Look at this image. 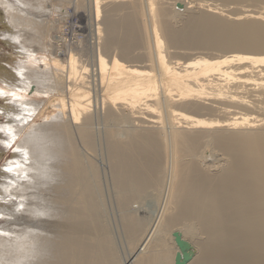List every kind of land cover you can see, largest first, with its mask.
Wrapping results in <instances>:
<instances>
[{"label": "bare ground", "instance_id": "1", "mask_svg": "<svg viewBox=\"0 0 264 264\" xmlns=\"http://www.w3.org/2000/svg\"><path fill=\"white\" fill-rule=\"evenodd\" d=\"M73 1L81 16L82 0H49L48 7L54 12ZM129 1L92 0L77 27L88 33L90 51L61 49L51 17L34 38L49 53L44 63L55 88L52 95L33 94L36 122L65 143L61 180L46 193L55 218L37 225L52 234L46 264H119L93 162L96 145L108 152L111 188L124 214L130 252L122 264H174L175 231L197 250L190 264H264V0L187 3L198 14L182 20L161 10V22L153 0ZM245 1L253 10L245 4L226 14ZM6 25L0 33L13 32ZM1 42L12 52L0 54V77L15 84L16 46ZM166 47L219 54L172 61ZM57 114L62 121L52 123ZM162 195L156 217L129 209L147 198L157 205ZM17 222L36 226L23 216Z\"/></svg>", "mask_w": 264, "mask_h": 264}, {"label": "clouds", "instance_id": "2", "mask_svg": "<svg viewBox=\"0 0 264 264\" xmlns=\"http://www.w3.org/2000/svg\"><path fill=\"white\" fill-rule=\"evenodd\" d=\"M48 5L49 0H0V11L13 29L0 33V41L16 46L12 71L18 78L10 84L0 77V101L15 109L0 107V149L11 152L7 161L0 160V264H46L51 257L47 241L52 234L37 225L55 218L46 193L61 180L58 165L65 143L36 122L39 106L32 102L33 94L55 92L54 76L44 63L49 53L34 43L44 17L53 13ZM61 121L59 114L51 118L52 123ZM21 216L36 226L18 223Z\"/></svg>", "mask_w": 264, "mask_h": 264}, {"label": "rangeland", "instance_id": "3", "mask_svg": "<svg viewBox=\"0 0 264 264\" xmlns=\"http://www.w3.org/2000/svg\"><path fill=\"white\" fill-rule=\"evenodd\" d=\"M82 1H83V8L84 9H81L82 10L81 16L79 14H77V11H75V7L73 5L74 1L68 7H63V9L61 7L59 10H57V11L54 10V12L52 13L53 15L51 16L50 20L53 23V26L55 28L57 27L56 28V32H55L57 34H55V35L58 36L57 37V41H58V45L61 46V49H65L66 50V48H70L74 44V45H77L76 47H78V48L80 47V49L82 48V50L90 51V48H91V43L90 42H91V40H90V37H89L88 33H86V32H84V33L78 32L79 30L77 29V27L80 26V25H84V23L82 24V21L80 20V17H82V15H84V19H88V17H89L88 15L90 14V10L92 9V0H82ZM88 1H90L89 4H88ZM106 1H108V0H106ZM134 1L138 2L139 0H134ZM134 1L132 0V1H129V2H134ZM202 1L203 2H208V3H211V4H218V5L219 4L220 5L224 4V2L220 1V0H190V1L189 0H169V1H167V0H165V1L164 0H160V1L159 0H153V4H154L153 5L154 6V19H155L156 22H161L162 21L161 17H157L158 16L157 15L158 11H161V10H167L170 13L177 14V15H180V16L183 14L182 15V20L184 18L186 19L188 15H192V14L194 15V13L196 15V13L198 11V10H195V8H191L192 12H189V11H191V9H187L186 10L185 6L187 5V3H197V2L200 3ZM129 2H127V3H129ZM178 4L181 6V8H180L181 9V13L179 11L180 10L179 8H176V9H174L175 11H173V8L177 7ZM245 4H246V8H247V6L248 7H249V5L252 6L251 4H254V3H252L251 1H245L244 4H242V2L238 3V4H232L228 8H226V11H227L226 14H230V13L231 14H233V13L236 14V12L239 13V9L238 8H240L242 5L245 6ZM64 8H66V9H64ZM250 8L251 7H249L248 9L249 10H253V8H251V9ZM193 10H195V11H193ZM235 10H237V11H235ZM209 14H211V13L209 12ZM224 16H226V15L224 14ZM60 17H62V18H60ZM181 22L182 21L181 20L178 21V19L177 20L176 19L175 20L171 19V21H170V23L172 25L174 24L175 27L176 26L178 27V25L181 26V24H182ZM59 26L61 27L60 29H59ZM7 27L8 26L6 25L5 22H1L0 23V31L5 30ZM60 40H62V41H60ZM83 46H84V48H83ZM62 47H64V48H62ZM7 51L8 52H12V49L9 48L6 45H3L2 42L0 41V54L4 55L3 53H6ZM13 52H16V51L14 50ZM190 53H191V55L195 54V56H201V57H206V56L209 57V56H214V55L219 54L218 51H211V50L210 51H208V50H204V51L203 50H197V52H196V50H191V51L190 50H186L185 51V50H182V49L178 50L177 48H174V47H171V48L170 47L169 48L166 47L165 48V55L168 57L167 59H169V60L171 59L172 61H176L177 60V61H180V62H184L185 59H186V54H190ZM179 55H181V56H179ZM184 55H185V58H184ZM83 59L87 60V56H84ZM0 65H4V64L2 62H0ZM88 75H90V74H88ZM98 125H99V127H98L99 129L96 128V126H98ZM98 125L96 123L95 126H94V129H95L96 133L98 134V136H102V132H103L102 130H103L104 127H102L103 125L102 124L100 125V123H98ZM96 146H97L96 147L97 151H96V154L94 155V157H97V158H94L93 162L97 165L98 169H100L99 171H100V174H101V185H102L101 189H102V197H103L102 198V204H103V212H104V215H105V218H106L105 223L107 222L106 226L111 231L110 233L112 234L111 236H112V239L114 241L115 251H116L118 260H120L119 264H122V260H123L124 256L128 252H130L129 251L130 249L128 248V245L126 243L127 241H126V235L125 234H127L126 233L127 232V228H125L126 226H125V224L123 222V215L124 214L119 209L118 198H117V196H116V194L114 192V189L111 188L112 184H111V181H110L111 179H110V173H109V167H108L109 164L106 163L107 162V158H108L107 157L108 152H106L104 145H96ZM207 154H206V156L209 155V154L208 155ZM10 155H11V152L5 153L2 149H0V160H2V159L3 160H6V159L8 160V158H10L9 157ZM206 159H208V160H206ZM206 159H203L205 162L201 161V163H203L202 164V169L204 167L203 170L208 171V168L205 169V166L206 165L209 166V164L211 165V163H210L211 158L209 159L208 157H206ZM101 163H103V164H101ZM111 192H113V193H111ZM109 195L111 197H109ZM165 200H166V195L165 196L162 195V198L160 196L159 199H158L157 205H156L154 203V201L152 200V198H147L145 201H143L144 203L141 204V205L138 202L137 203L133 202V204L131 206V203H130L131 207L129 206V209H131L133 214L135 213L136 217L143 215L146 218L150 219V217H156L157 215H160L161 209L164 207ZM183 239L185 240V238H183ZM185 241H187V239ZM189 244L191 245L190 242H189ZM171 247L176 252H178V249L175 246L174 242H172ZM191 248L193 250V256H192L191 260L187 264H190L192 262V260L197 258L196 257L197 256V250L192 245H191Z\"/></svg>", "mask_w": 264, "mask_h": 264}, {"label": "water", "instance_id": "4", "mask_svg": "<svg viewBox=\"0 0 264 264\" xmlns=\"http://www.w3.org/2000/svg\"><path fill=\"white\" fill-rule=\"evenodd\" d=\"M177 8H181V6L177 5ZM171 237L178 249V252L174 257V264H187L193 256L191 245L182 238L181 233L178 231L173 232Z\"/></svg>", "mask_w": 264, "mask_h": 264}]
</instances>
